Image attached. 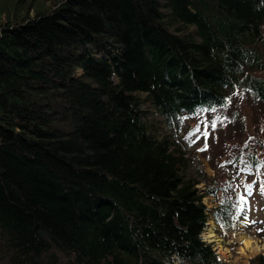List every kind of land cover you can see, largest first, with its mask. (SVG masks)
Instances as JSON below:
<instances>
[{"label": "trees", "instance_id": "1", "mask_svg": "<svg viewBox=\"0 0 264 264\" xmlns=\"http://www.w3.org/2000/svg\"><path fill=\"white\" fill-rule=\"evenodd\" d=\"M263 23L264 0H0V264H225L201 233L234 228L232 177L264 184Z\"/></svg>", "mask_w": 264, "mask_h": 264}, {"label": "rangeland", "instance_id": "2", "mask_svg": "<svg viewBox=\"0 0 264 264\" xmlns=\"http://www.w3.org/2000/svg\"><path fill=\"white\" fill-rule=\"evenodd\" d=\"M264 33V23L261 27ZM150 111H153L151 108ZM182 123H189L187 118L180 117ZM191 128L188 124L185 131L178 127L176 132H178L183 138V140L189 141L200 137L201 133L204 132L203 129L194 121H190ZM200 128V132L196 133L195 136L190 135L194 129ZM261 138L264 139V125L261 126ZM199 144L193 143L189 147L188 151L193 148H197ZM199 165H203L205 172L212 176L213 170L207 164V159L196 152L191 159V167L188 169L189 174H196V169ZM242 176L232 180L234 181V186L240 192V209L235 216L234 228L228 233H222L214 221L209 217L207 223L205 224L201 237L203 240L212 242V245L218 254V256L224 261L225 264H246L249 257L254 254L264 252V192L261 191V185L253 184L255 177H253L248 182H243ZM252 184L251 195L248 194L247 185ZM201 189L202 184L197 185ZM235 189V193L238 191ZM221 199L220 195H204L203 202L210 208L215 205ZM246 239L251 240V246H246ZM253 247V248H252ZM241 249V251H240Z\"/></svg>", "mask_w": 264, "mask_h": 264}, {"label": "snow or ice", "instance_id": "3", "mask_svg": "<svg viewBox=\"0 0 264 264\" xmlns=\"http://www.w3.org/2000/svg\"><path fill=\"white\" fill-rule=\"evenodd\" d=\"M211 127H212V129H215L216 128V122L215 121H212L211 122ZM198 132H200V128L199 127H197L196 129H194L193 132L190 133V135L195 136L196 133H198ZM202 135L204 136L205 140H207V137L209 135V133L207 131V128H205V130L202 133ZM192 142L194 143L195 141H192ZM207 147H208L207 146V143H205L204 148H200V149H198V151H206L207 150ZM221 166H223V165H221ZM261 166H264V165H261ZM251 190H252V184L247 185V191H248V194L249 195H251ZM261 191L264 192V184L261 185Z\"/></svg>", "mask_w": 264, "mask_h": 264}, {"label": "bare ground", "instance_id": "4", "mask_svg": "<svg viewBox=\"0 0 264 264\" xmlns=\"http://www.w3.org/2000/svg\"><path fill=\"white\" fill-rule=\"evenodd\" d=\"M246 244H247V245H246L247 247H248V246H251V240L249 241V240L246 239ZM252 248H253V247H252ZM240 251H241V249H240Z\"/></svg>", "mask_w": 264, "mask_h": 264}]
</instances>
